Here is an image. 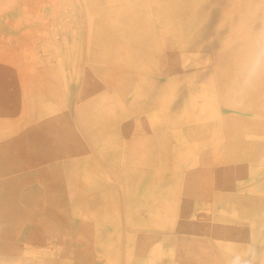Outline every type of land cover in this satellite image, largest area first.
Wrapping results in <instances>:
<instances>
[{"label": "crops", "instance_id": "1", "mask_svg": "<svg viewBox=\"0 0 264 264\" xmlns=\"http://www.w3.org/2000/svg\"><path fill=\"white\" fill-rule=\"evenodd\" d=\"M108 1L0 6V158L32 201L22 223L0 227V264H222V245L241 264H264V107L235 103L237 68L181 34L192 20L163 24L166 10L199 6ZM66 6L80 28L69 45L46 29ZM78 206L79 241L57 248Z\"/></svg>", "mask_w": 264, "mask_h": 264}, {"label": "bare ground", "instance_id": "2", "mask_svg": "<svg viewBox=\"0 0 264 264\" xmlns=\"http://www.w3.org/2000/svg\"><path fill=\"white\" fill-rule=\"evenodd\" d=\"M109 2H114V1L110 0ZM115 2L118 3V5H116V6H122L126 3L128 4L127 0H116ZM236 2H238L240 4H237ZM178 4L180 6H199L198 8H195V7L191 8V10L189 9V7L188 8L186 7L184 9L185 16L180 15L179 21L183 22L185 20L190 19V20H192V22H194L198 25L199 32L197 35L200 38H198L197 36H194L195 40L194 39H191V40L196 42L197 45H199L203 49L202 51H204V47L206 46V44L204 43V38L210 37V39L213 43L212 45H215V46L216 45L217 46L218 45H227L226 43L231 42L232 39L238 38L239 35L241 33H243V31L246 29L247 25H245V22L247 20L246 16H247L248 11H264V0H179V1L176 0V4H173V5L170 4V6H175L174 8L176 9V6H179ZM208 4L209 5L214 4V6H211L213 8V13L208 12V6H207ZM124 6H126V5H124ZM193 10H198L197 14H192L191 11H193ZM169 12H173L172 9L169 10ZM172 14L170 13V16H172ZM180 14H181V11H180ZM203 22H209L210 23L209 25H211V32L208 35H203V30H202L203 29ZM253 22H255V23H254V25L252 24L253 25L252 30H253L255 35H254V38L252 37V39H251L252 42H250V43H252L253 47L251 49H249V47H248V49H247L248 44H247V42H244L237 47H234L228 51H225L224 53L227 55L224 57V61L227 62V64L229 62H231L228 65H230V66L232 65L234 67V69L237 68V71L234 70L235 74H236V75H234V77L236 78V80H235L236 83L234 82L235 84L232 88L234 100L240 101V103H238V104H242V105L247 106V107H249V105L252 103L253 104H255V103L262 104V106L264 107V62H262L261 58H260L264 54V15L261 17L255 18V21H253ZM247 29H249L248 26H247ZM202 36H204V37H202ZM263 57H264V55H263ZM188 60H191L192 63L194 61V59H188ZM135 61H137L136 65L138 67H140L142 65L141 61H143V60H141V61L135 60ZM217 61L219 64H220V62H221V64H223L222 63L223 59L221 60V58H220ZM133 62H134V60H133ZM195 62H196V60H195ZM130 65H132V64H130ZM225 78H227V77H225ZM159 103H160V101H159ZM163 103H164V101H163ZM168 104H171V103H168ZM178 109H180V108H178ZM172 112H174V111H171L170 113H172ZM174 114H175V112H174ZM189 114H192V113L190 112ZM186 115H187V113H186ZM196 117H197V115H196ZM187 121H188V119H187ZM189 121H190V119H189ZM203 121H206V120H203ZM168 124H170V123H168ZM40 145L44 146L43 142H41ZM7 161L8 160H6L5 157L2 159L0 158V177L9 176V174L14 170V166H11L9 163H7ZM174 172L173 173H167V175H165V178L170 180V181H171V179L173 180V179L177 178V175H176L177 173H174ZM8 183H10V181H8ZM6 190H8V192L5 194H2L0 196V222H1L0 227H2L3 230H7L8 227H10L9 225L13 223L12 219H14V211H13L14 209L9 207V202L7 203L6 207L3 206V203L5 204L7 198L10 199V196L13 197L16 194L15 186H12V187H7L5 185H3V187L0 186V192L1 193H2V191H6ZM7 250H9V249H7ZM234 250H237V249H234Z\"/></svg>", "mask_w": 264, "mask_h": 264}, {"label": "rangeland", "instance_id": "3", "mask_svg": "<svg viewBox=\"0 0 264 264\" xmlns=\"http://www.w3.org/2000/svg\"><path fill=\"white\" fill-rule=\"evenodd\" d=\"M41 1H47V2L53 3L54 5H58L60 3H63V0H41ZM70 1L73 2V0H67V2H70ZM127 1H128V4L126 2H125L126 4H124L126 6H145V5L149 4V3H153L152 5H156V6H170V4H172V5L173 4H176V0H140V1L139 0H127ZM23 2H26V4H29L31 6H34V5H32V0H0V6L1 5H4L6 3H8L9 6H18V3L19 4L20 3L23 4ZM238 2H236V3L237 4H240ZM41 5H44V4H41ZM116 5H118V3H116L115 1L114 2H109L108 1L107 4H106V7L107 6H116ZM124 5H122V6H124ZM207 6H208V12L209 13H213V8L211 6H214V4L213 5H209L208 4ZM35 7L36 8H40L41 10H39V11H42L43 13L45 12L47 15L50 13V9H48V6H42L41 7V6H37L36 5ZM189 9L191 10V8H189ZM180 11H181L180 9H179V11L177 10V11H173V12H169V10H166L165 11L166 12V15L164 17L163 24L166 27L170 28L173 22L179 21L180 14L177 15L176 13L177 12L180 13ZM197 11L198 10H193V11H191V13L192 14H197ZM170 13L171 14L173 13L172 16H170ZM21 14H23V11L20 10V9L19 10H14L13 12H10V15H12V16L14 15V17H18ZM174 14H176V17H174ZM34 15H35V17L37 19L38 18L37 13H34ZM263 15H264V11H248L247 12V16H246V19L247 20L245 22V25H247L249 27V29H247V26H246V29L243 31V33H241L238 38L232 39L231 42L226 43L227 45H218V46L217 45L216 46L213 45V46L217 47L218 50H221L222 53H224L225 51H228V50H230V49H232L234 47L239 46L240 44H242L244 42H247V44H248L247 45V49H248V47H249V49H251L253 47V45L250 42H252L251 39H252V37L254 38V35H255L254 32H253V30H252L253 25L255 23L253 21H255V18L261 17ZM0 19H1V14H0ZM209 24H210L209 22H203V29H202L203 30V35L210 34V32H211V25H209ZM46 29H47V32L50 31V29H55L57 31V37L60 38L62 36V38H66L68 40L66 43H68V45H69V43L71 41L74 42L78 38V36H79V29L80 28H79L78 18L75 15V12H73L69 8V6H66V9H65L64 13L62 15H60V17H59L58 22L56 24H54V25H51V26H50V23H49L46 26ZM1 31H2V29L0 30V32ZM198 32H199V27H198V25L196 23L193 22V29H191V30H185L184 29L183 32H181V34H183L187 39L189 37L190 38L192 37V39L195 40V37L194 36H197L198 38H200L197 35ZM202 37H204V36H202ZM206 39H208V41H206ZM194 43H196V42H194ZM204 43L207 46H210V45L213 44L212 41H211V39H210V37L204 38ZM208 51H209V49H208ZM40 54H41V56L42 55H46L45 52L41 48H40ZM263 55L261 57L259 56L261 58V61L262 62H264ZM178 60H179V58L178 59L177 58H172L170 61H171L172 64H174L175 62H178ZM143 61L146 62V63H144V68H145V66H147V64L150 63L151 60H143ZM179 62H180V60H179ZM181 62H184L183 63L184 66L185 65L193 64L191 62V60H188V59L182 60ZM217 63H218V61H217ZM74 89H75V86L74 85H66V90L67 91L72 92ZM76 89H77V87H76ZM204 95L205 96L202 99L205 100V101L207 100V98H212L207 93H204ZM83 102L84 101L79 100V101H75V102L72 103L71 110L73 111V116L74 117H75V115H77L78 109L83 104ZM237 102L238 101H236L235 103L237 104ZM62 104H63L62 109H64L65 106H67V105H65V103H63V101H62ZM216 105H217L218 110L220 108V111H218L220 114H222V113L225 114L226 113V112H224L225 111V108L222 105L220 95L217 96V103H216ZM214 120H216V118L215 119L213 118V121ZM153 124L156 127H160L159 125H162V121H157L156 123H153ZM78 131L80 132V130H78ZM80 134L82 135V139H84L83 138V131ZM80 134H79V136H80ZM170 135H171V133L170 134H167L166 133V134H164L162 136L163 137H166V139L168 140L167 137L170 136ZM192 137H193V135H192ZM193 138H198V135H196V137H193ZM216 142L218 143V147L219 146L222 147V141H220V139L219 140L217 139ZM197 158H199V153H197ZM195 163H196V160H195ZM14 168H16V167L14 166ZM14 171H16V170H14ZM12 172L9 174V176L0 177V186H2V187H3V185H5L7 187L15 186V190H16V194L13 197H11L9 195L10 196V199L7 198L5 204L3 203V206L6 207L7 203L9 202V207H11V208L14 209L13 210L14 211V219H12V222L13 223L9 225L10 227L7 226L8 227L7 230H2L3 232H7V233L9 231H11V229L13 227H16V225H18V224H20V223L23 222V220H24V213L26 212V209L28 208L29 205H32L31 199L29 200V197L31 196L29 194L30 192H27V191L25 192V190H24V189H27L26 186H25V185H27V183L24 182V180H22L21 178H16L15 175L12 174ZM173 172L174 173H177L176 170L169 169V171H167L165 175H167V173H173ZM8 181H10V183H8ZM7 192H8V190L2 191V193L0 192V196L2 194L7 193ZM18 200H20L23 205L22 204H18L17 203ZM81 215H82V210H81L80 206H78V207H76V210H75V212H74V214L72 216V219L70 220V224H68V226L64 229L65 230V234L63 236V239H60V242L58 243L57 248H61V247H64L66 245H67V247H69L70 244H71L70 243L71 241H73V242L74 241L75 242H78L79 241L77 234H75V235L72 234L74 230L72 229L73 228L72 227L73 225H71V222L73 224L74 223V220L76 221L78 219L77 217H80ZM120 219H121L120 224L122 225V227H124L126 225L125 224V222H126L125 215L122 214ZM95 227H96V225L93 224V222H91V223H89L88 227L87 226L85 227V229L87 231H91L93 234H96L97 233L96 232L97 229ZM1 229H2V227H1ZM62 242H66V245H63ZM95 242L97 243L96 245H99L100 240L99 241L96 240ZM5 253L8 254V255H11L12 254V250L9 249ZM216 253H218L217 254L218 255V258L221 259V260H223L222 261V264H224V260H226V259H229L230 262L234 259L232 257L233 254L231 252L228 253L226 251V247L223 246V245H222V248L219 247V250H217ZM2 263L3 264H7V263H4V262H2Z\"/></svg>", "mask_w": 264, "mask_h": 264}, {"label": "clouds", "instance_id": "4", "mask_svg": "<svg viewBox=\"0 0 264 264\" xmlns=\"http://www.w3.org/2000/svg\"><path fill=\"white\" fill-rule=\"evenodd\" d=\"M232 264H241L240 258H239V257H235V258L232 260Z\"/></svg>", "mask_w": 264, "mask_h": 264}]
</instances>
